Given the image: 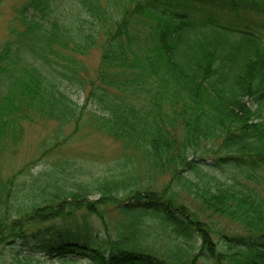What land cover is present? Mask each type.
<instances>
[{
	"label": "trees",
	"instance_id": "trees-1",
	"mask_svg": "<svg viewBox=\"0 0 264 264\" xmlns=\"http://www.w3.org/2000/svg\"><path fill=\"white\" fill-rule=\"evenodd\" d=\"M10 16L0 174L24 122L56 124L52 151L88 125L126 153L110 176L62 159L12 192L29 168L0 175V264H264V0H17Z\"/></svg>",
	"mask_w": 264,
	"mask_h": 264
},
{
	"label": "rangeland",
	"instance_id": "rangeland-1",
	"mask_svg": "<svg viewBox=\"0 0 264 264\" xmlns=\"http://www.w3.org/2000/svg\"><path fill=\"white\" fill-rule=\"evenodd\" d=\"M16 2L17 0H5L0 3V44L8 35L7 27L11 17V7ZM81 59L85 66L93 71L99 62V51L94 49ZM72 95L74 99L82 102V94L72 91ZM23 125L24 133L21 141L5 155L1 164L0 175L4 179L11 177L23 167L29 168L27 176L11 187L12 192L14 189L17 191L24 189V181L29 180V175H38L40 172L53 169L52 161L68 159L76 165H82L88 174L101 175L100 173H102L105 176H110L115 171L116 163L125 160L126 151L120 143L88 125H84L81 131L74 134L72 131H66L64 136L59 137L60 145L54 151L51 150V139L54 136L55 131L53 130L56 125L53 121L24 122ZM50 166L52 167L50 168ZM251 184L264 194L263 182ZM144 244H148L160 258H165L169 250L173 248L169 238L160 234L144 237ZM41 259V264H67L62 259L50 260L43 257ZM82 264H86V262L83 261Z\"/></svg>",
	"mask_w": 264,
	"mask_h": 264
}]
</instances>
